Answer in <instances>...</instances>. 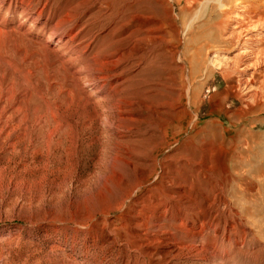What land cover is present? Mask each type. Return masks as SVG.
Instances as JSON below:
<instances>
[{"label":"rangeland","instance_id":"obj_1","mask_svg":"<svg viewBox=\"0 0 264 264\" xmlns=\"http://www.w3.org/2000/svg\"><path fill=\"white\" fill-rule=\"evenodd\" d=\"M82 1L53 0V4L62 11H79L83 7L77 5ZM142 2L111 0L96 23L90 25L91 33L98 41L116 26L113 36L117 39L142 24L148 27L142 19ZM153 2L157 20L167 23L157 34L164 39L152 41L148 38L153 35L142 28L136 40L144 37L146 41L125 61L134 65L124 79L129 74L131 78L136 76V70L140 75L137 79L127 78V83L133 81L129 90H146L144 96H153L154 104L172 102L176 132L186 128L173 148L182 155L179 165H184L185 174L192 177L193 194L206 192L213 198L223 189L227 205L244 215L241 223L245 230L237 229L238 243L222 244L220 264H264V32L246 23L249 18L264 16V0H191L189 11L182 0ZM92 3L91 12L80 22L95 13L98 3ZM3 11L0 264H118L111 246L109 253L108 246L102 247L99 242L91 245L88 232L82 228L93 221L100 208L116 200L113 190L109 192L111 198H102V204L93 196L96 172L105 167L104 158L114 136L107 130L92 129L95 124H90L89 110L78 103L68 66H57L41 47L44 37L36 35L37 23L25 33V28L17 26V14ZM227 15L241 22L226 19ZM215 57L223 58L221 67L233 65L241 75L224 77L221 67L210 64ZM180 73L186 85L184 99L173 94L171 76ZM72 95L75 102H70ZM171 97H176L175 101L169 100ZM148 115L143 112L141 119ZM131 126L129 129L135 127ZM148 127L143 124L137 128ZM127 134L135 139V133ZM250 152L256 153L253 161ZM220 210L226 213L225 206ZM75 230H79L78 235ZM137 257L131 260L133 264L142 261Z\"/></svg>","mask_w":264,"mask_h":264},{"label":"bare ground","instance_id":"obj_2","mask_svg":"<svg viewBox=\"0 0 264 264\" xmlns=\"http://www.w3.org/2000/svg\"><path fill=\"white\" fill-rule=\"evenodd\" d=\"M96 1L98 6L95 13L93 11L89 14L88 21L80 22L88 16L93 6L92 0H83L77 5L83 7L79 11L76 8L62 11L59 5L53 4V0H5L4 3L0 0V12L4 10V14H17V26L25 28V33H29V29L37 23L34 28L36 35L44 37L42 45L38 43L52 56L56 65L68 66L70 82L77 87L78 103L89 110L90 124H95L92 129L95 132L101 129L110 131L114 136L112 147H109L110 151L107 150L109 153L104 158L105 167L96 172L93 196L97 203H101L102 198L106 199L107 195L111 198L109 192L113 190L116 200L110 202L109 207L100 208L97 216L94 214L93 221H88L82 228L88 232L91 245L99 242L102 247L108 246L109 253H112L109 249L111 246L120 264H133L131 260L136 255L142 260L138 261L139 264H220L223 261L222 244L238 243L237 229L241 227L243 232L245 230L241 223L244 215L241 216L237 210L227 205L223 189L213 198H209L206 192L193 194L192 177L185 174L184 165H179L182 155L173 148L186 128L176 132L178 127L171 119L176 114L172 109V102H165L166 105L154 104L153 96H144L146 90H129L133 86V81L127 83L130 81V74L128 79H124L126 72L134 65L133 61L130 64L125 61L138 52L141 42L146 41L142 36L136 40V35L144 29L145 33L153 35L148 39L162 40L164 38L157 34L164 30L167 23L160 24L157 20L156 3L144 0L142 19L148 27L143 28L142 24L114 39V32L118 29L115 26L112 30L105 31V35L97 41V36L91 33L89 27L101 17V11L106 4V7L109 6L111 0ZM182 1L189 11L191 0ZM229 18L235 23L241 22L236 18ZM25 23H28L27 28L24 27ZM122 23L124 21L120 24ZM246 23L250 28L260 31L259 33L264 32V16L249 18ZM124 62L126 64H122ZM222 62L223 58L215 57L210 64L218 68ZM221 70L224 77L241 75L230 64H224ZM133 74L136 79L140 76L136 70ZM171 80L175 85L173 94L184 99L186 85L182 73L173 74ZM154 94L155 92L149 95ZM74 96L72 95L70 102L75 100ZM176 97L169 100L175 101ZM143 112L149 114L145 119H141ZM143 124L152 128H137ZM155 124L158 127L154 128ZM131 125L135 127L129 129ZM161 125L164 127H159ZM127 133L131 136L135 133V139L127 136ZM163 137L167 139L164 140ZM252 153L250 152L251 160L256 156V153ZM130 179L131 184L128 182ZM220 206H225L226 213L220 210ZM75 232L78 235L79 230ZM241 235L245 236L243 233ZM117 238L121 239L120 244H117ZM132 255L134 257L131 259Z\"/></svg>","mask_w":264,"mask_h":264},{"label":"crops","instance_id":"obj_3","mask_svg":"<svg viewBox=\"0 0 264 264\" xmlns=\"http://www.w3.org/2000/svg\"><path fill=\"white\" fill-rule=\"evenodd\" d=\"M255 94H259V93H255Z\"/></svg>","mask_w":264,"mask_h":264}]
</instances>
